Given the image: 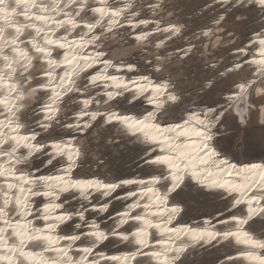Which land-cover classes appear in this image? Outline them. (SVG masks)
Wrapping results in <instances>:
<instances>
[{
    "label": "bare ground",
    "instance_id": "obj_1",
    "mask_svg": "<svg viewBox=\"0 0 264 264\" xmlns=\"http://www.w3.org/2000/svg\"><path fill=\"white\" fill-rule=\"evenodd\" d=\"M218 3L220 6L230 7L236 4V0H208ZM162 0H0V135L3 137V143L0 144V175L10 176L12 173L5 172V168L9 164H12L13 168L17 165L13 159H9L6 150L10 148L9 141L16 136H26L31 132H40L41 135L37 137L39 141L44 143L61 142L70 138L75 137L76 141L79 142L83 140V145H79L82 150V155L78 160L77 167L75 170L74 179H104L105 182H117L119 180L129 179L132 180L136 178L130 173L121 172L119 174H110L109 172L103 173L105 165H100L99 160H101L100 151L97 149V142L101 139L100 132L105 129H110L109 134H103L104 140H110L114 134H125L132 135L130 139H135L134 129H129L127 133L123 131L124 126L117 125V122H109L108 126H105L104 117H98L96 121L85 131L81 133L74 132L73 130L64 127L68 123L75 122V118H70L75 112L79 111L80 104L75 103L68 105L67 98L65 105H61L63 111L58 115L57 119L59 124L53 123V126L48 132H44L42 129L36 128V122L47 123L44 118V112L37 114L41 109H36L40 106L41 101L37 100L32 102L31 99L27 97V92L29 89L38 84L48 85L47 92H40L41 97H47L51 95L54 89L57 93H63L66 89L74 87L75 84L79 83L77 81L76 73L68 67L69 61L61 63V60L66 51L72 53L76 57H83L95 55L97 51H107L108 56L105 59L111 58L118 67H112L118 71H108L109 76L116 77H128L127 80H134L141 77H148L153 85L160 86V93L158 99L160 102H164L167 99V92L164 91L167 86L168 91H176L182 96V99L177 102H170L167 104L166 110L168 116L165 123H180L181 120L185 118L187 112L194 113V119L192 123L195 124L197 120L204 119L207 123L206 108L205 106L214 107L215 112L212 116V120L215 121L216 117L220 118L219 124H217L214 132L217 133L211 141V146L217 151L221 158L228 159L230 163H235L237 166L250 165V164H261L264 165V158L255 155H250L242 150L243 141L239 136L233 138V142L230 144L227 141V123L225 120V114L227 112L231 113L237 120V116L241 118H248L251 103L259 104L261 101L257 100L254 96L249 98L244 92V89L237 88V84H245L250 80H256L258 83L264 82V11L257 9V6H264V0H253L251 4L248 0H244L243 6H253L258 16L257 20L259 25L253 28L247 35L246 39L241 43L235 44L230 48V59L228 63L221 66L218 71L223 72L224 68L230 67L235 63H242L243 61H249L251 64H243V67L239 70H234L230 74L232 77L231 84L228 88L221 92L222 100H207L200 101L196 98L195 93L188 91L184 85L182 76V66L183 62L186 60L185 53H189L192 49L194 41L201 39L202 47L206 46L208 42L213 45L216 40L217 33H215V28L217 25L214 21L219 19L221 14L207 20L204 24L200 26H194L190 31H185V22L181 17L172 18L169 13L159 14L160 5ZM212 3V2H211ZM95 10V11H94ZM79 13V15H77ZM136 15H133V14ZM17 14H22L24 18H30L29 21H23L22 18L16 17ZM72 21L77 26L72 29V25L68 21ZM100 20L101 23L93 29H89L84 26V22H93ZM111 21V23H110ZM143 21L144 23H140ZM57 22H61L60 26L57 27ZM181 28L182 35H174L176 28ZM32 28V29H31ZM212 28L213 32L209 36L202 35L201 29ZM100 33H104L100 36L99 40H95ZM139 37V39L137 38ZM181 40V44H177V50H175L172 56L165 46L171 44L174 39ZM231 41V40H230ZM200 42V43H201ZM199 43V42H198ZM39 45V47H37ZM56 46L53 48L52 46ZM64 45V47H61ZM102 45V46H101ZM195 45V44H194ZM249 46V47H247ZM59 48H64V50L59 51ZM87 48L86 52H82ZM169 48V47H168ZM245 49V52L236 51V49ZM15 49V51H13ZM172 49V48H169ZM34 51H41L42 54L34 53ZM172 51V50H171ZM53 52V57L50 58L49 54ZM171 55V56H170ZM5 57L8 59L5 60ZM183 57V58H182ZM56 60V64L49 66L47 61ZM142 59V62L139 61ZM255 61V63H253ZM82 62V61H81ZM185 63V62H184ZM129 64L135 65L134 68L130 69ZM59 65H64L63 68L56 70ZM177 65V70H173L171 66ZM101 66H95L89 69L86 75H92L94 72L99 71ZM15 69V71H13ZM259 69V70H258ZM52 73L49 77L46 73ZM70 73V75H65V73ZM255 73V75H253ZM61 76H64V81L61 83ZM211 78H208L210 80ZM87 81L85 80L84 83ZM147 83V81H143ZM206 82L203 83L205 85ZM173 86H175L173 88ZM82 87V84H81ZM19 89V91H18ZM103 88H96L92 90L88 95L95 94L96 91H102ZM109 90H112V86L109 83ZM20 96L19 99L17 97ZM70 97L76 99L86 98L84 95L69 94ZM129 95L124 97V102H127ZM117 104V101L113 102V105ZM136 104L141 106V102L138 101ZM124 108V107H122ZM141 107H139L140 109ZM90 110H95V105L90 106ZM51 114V113H50ZM256 121L258 123L260 119V114L255 111ZM19 120L22 127L17 130L16 124L10 123V120ZM84 119H87L85 117ZM83 122L82 120L79 123ZM240 126V124L238 123ZM83 126V125H82ZM211 128L212 125L208 124ZM241 127V126H240ZM104 133V132H103ZM129 137V136H127ZM65 138V139H64ZM111 147L113 150L117 149L120 144ZM161 148V147H160ZM20 151H26L21 149ZM167 155V152H162ZM161 154V153H155ZM153 156V155H152ZM151 159V156H149ZM47 157H43L41 160L34 159V163L30 168L27 166H21L27 168V171L35 174L36 169H42L43 161ZM61 159L58 160V162ZM58 162H54L51 166L54 167ZM60 166H64L61 163ZM51 167V168H52ZM158 169L149 165L148 170L145 172L146 178L158 174ZM57 172L50 173L49 167L43 168L40 172L36 173L40 176L54 175ZM19 175V173H17ZM230 178V177H225ZM3 182V178L0 177V183ZM27 178L25 183H27ZM171 181H168L170 183ZM150 183L149 181L146 183ZM190 187L185 191H178V189L173 192L170 196L167 207L171 208L173 204H179L183 206V210L179 216H177L168 225L169 227L175 228L180 225H190V221L196 219V203L195 194L192 188H196L192 181L188 180ZM204 192V189L200 188ZM190 190V191H188ZM211 191V190H209ZM127 192H138V194L133 197L130 201L124 203H114L112 210L116 212H124L127 205H130L134 200L138 201L137 207L142 204L143 208L141 215L146 212V215L157 214L158 212H163L165 217L163 220H153L158 222H163L167 220L168 209L165 205L163 208H157L153 206L152 208H146L145 204L148 203V198L146 196L140 195V186H129L127 189L122 191L114 192L110 197H107L101 203H108L116 195L125 194ZM194 194L190 198V194ZM216 196L220 197V194L216 191H211ZM15 189H13V194ZM27 196V193L25 194ZM79 196L78 192L64 193L58 203L64 201V209L72 211L74 209H79L82 202L79 199H74L73 197ZM146 197L144 200L139 201L141 198ZM97 199L92 202L93 204H98ZM192 202V208L191 203ZM36 202V207H40L43 203L39 199H33V204ZM226 202L230 203L226 200ZM110 205V204H109ZM91 206V204H88ZM255 207V205H253ZM231 207V205H230ZM34 208V209H35ZM136 207L130 208L129 211L135 209ZM244 206H239L237 211L234 213L235 216L243 214ZM37 211V210H36ZM38 212V211H37ZM140 212V211H139ZM61 210L57 209L56 214H60ZM107 211L104 213L106 214ZM110 213V212H109ZM13 217L15 213H10ZM99 212L94 213L88 211L86 213V218L89 221L96 220L100 224L107 216L104 214L98 216ZM33 215L34 220V216ZM162 216V215H158ZM150 217V216H149ZM205 220L210 219L209 216L204 215ZM16 218V217H15ZM14 218V219H15ZM55 219L53 215L50 217ZM116 219L112 221H107L103 223L100 227L104 230L119 227L124 225L129 216L125 215L120 218V223H116ZM228 219L224 217L223 220ZM78 218H73L72 220L66 221L61 224L56 230L59 235H70L74 230V225L79 223ZM40 227H43L39 222L36 223ZM203 224L191 225L190 227L203 226ZM139 225L134 226L136 229ZM251 231L255 232L258 236L261 234L260 225L249 224ZM129 227L123 228L120 231H126L130 233ZM88 231L87 228L83 229ZM219 232H224L225 228L217 229ZM79 231V230H75ZM151 243L156 244V241L161 238L152 236ZM145 246L149 242V230L145 229ZM167 242V238H164ZM132 238L129 239L128 244L124 245L115 251L109 253H115L119 255L121 252H126L131 250L134 246L131 245ZM180 240L189 241L190 239H185L182 235ZM219 240V239H217ZM90 241L84 240L83 244L77 242L76 247H82L84 244H89ZM115 240H106L102 244H98L94 249V256L98 253H104L110 246L116 244ZM172 243L178 244L179 240L173 239ZM214 244H218L217 241H213ZM229 240L224 244H231ZM64 241L60 242V246H63ZM203 244L200 241L197 244L196 249L199 245ZM155 247V246H154ZM153 248V247H152ZM149 248L147 250H151ZM195 249V250H196ZM33 251H41L42 247L34 248L31 246ZM194 251L190 249V253ZM73 256L76 253H72ZM226 254L235 255V251H231L229 248ZM55 255V254H54ZM45 256V255H44ZM51 259L54 256H45ZM191 258V255H190ZM101 264H104L101 261ZM150 264H155L151 263ZM186 264H204L201 262H192L189 258Z\"/></svg>",
    "mask_w": 264,
    "mask_h": 264
},
{
    "label": "clouds",
    "instance_id": "obj_2",
    "mask_svg": "<svg viewBox=\"0 0 264 264\" xmlns=\"http://www.w3.org/2000/svg\"><path fill=\"white\" fill-rule=\"evenodd\" d=\"M227 3L228 0H225ZM244 0H236L237 5H243ZM253 0H248V3L251 4ZM95 11V10H94ZM79 15V13H77ZM133 15H136L135 13ZM225 19L224 15H221L219 19L214 21L215 25H220L221 21ZM247 17L240 14L235 17L237 23H243L246 21ZM61 22H57V27L60 26ZM74 29L77 25L71 20L68 21ZM101 21L96 20L93 22H84V26L93 29L100 25ZM111 23V21H110ZM140 23H144L141 21ZM202 35L209 36L212 34V28H204L200 30ZM216 32H226V29L223 27H216ZM181 28L177 27L174 35H182ZM104 33H100L95 40H99L100 36H103ZM228 36L233 37V41L236 39L235 35L232 32H227ZM139 39V37H137ZM223 39L222 36L217 35L216 40L213 43L215 47ZM102 46V45H101ZM64 47V45H61ZM193 48L195 45L192 46ZM15 51V49L13 50ZM236 51L245 52V49H236ZM185 57H190L191 53H185ZM108 56L107 51H97L95 55L76 57L72 53L66 51L61 60V63L71 61L68 63V67L76 73L77 81L79 83L75 84L74 87L66 89L63 93H57L54 89L52 90L51 95L45 97L40 96V92H47L48 85L38 84L29 89L27 92V97L31 99L32 102L37 100L41 101L40 109L44 112V118L47 120V123L37 122L41 129L44 132H48L49 129L53 126V123L59 124L57 119L58 115L63 111L61 105H65L66 98L67 104L79 103V111L74 113L75 122L68 123L64 127L73 130L74 132H85L98 117H104V123L113 122L115 120L117 125L124 126L123 131L128 132L129 129H134L135 139H129V146L139 145L145 149L143 155L140 159L143 161L144 165H151L158 169V174L153 175L148 178L150 184H152L157 198L163 197V204L167 207L170 196L177 189H180L182 185L185 184V181L190 180L195 183L197 188H202L205 191H216L220 194V198L230 202L231 208L236 209L239 206L243 205L244 210L243 214L239 216H234L232 219L242 217V221L239 222L238 227L233 225L231 229H225L221 234L218 232H212L209 230L206 235H201L199 240H189L185 241L178 249L172 247L168 248L169 252L175 251V256L169 260V264H186L188 258H190V249L195 250L197 244L200 241H203V244L200 245L201 248L205 246L215 247L213 241L217 243H226L229 241V237H232L230 241L234 246H238L243 243L245 245L251 246L255 250V256L259 259L260 264H264V258L259 256L261 250H264V235L258 236L255 232L251 231L249 224L251 221L259 220L264 223V169L260 168L261 164H246L243 166H237L235 163H231L232 166L239 168V172H232L231 168L227 171L225 168H220L219 171L215 173L216 182L213 183L210 180V173L207 171L210 166V161L208 159H201L202 148L201 145L211 144L213 137L217 135L214 132L217 124H219L220 118L216 117V120H212V116L215 112L214 107L205 106L207 123L204 119H199L195 124L192 123V117L195 115L192 112H187L185 118L181 120L180 123H165V120L168 116L166 110V105L170 102H177L182 99V96L176 91H168L167 86L164 91L167 92V99L164 102H160L158 95L160 93V86L153 85L152 81L148 77H141L134 80H127L124 77L109 76L108 69L110 67H118L115 62L109 58L105 59L104 57ZM183 58V57H182ZM8 58L5 57V60ZM82 61V62H81ZM49 66L56 64L55 60L47 61ZM248 63V61H243L242 63H235L230 67L224 68L223 72H220V75L226 76L234 70H239L243 67V64ZM255 63V61H253ZM102 65L99 71L94 72L92 75H86L89 69L94 68L96 65ZM130 69L134 68L135 65L129 64ZM264 67V65H262ZM259 70V69H258ZM15 71V69H13ZM49 77L52 76V73H46ZM65 75H70V73H65ZM255 75V73L253 74ZM87 81L84 83V81ZM64 81V76H61V83ZM143 81H147L144 83ZM109 83L112 86V90H109ZM215 81L207 80L206 89L211 90ZM82 84V87H81ZM98 84H103L104 87L102 91H96L93 95H88L92 90L96 89ZM175 86H173L174 88ZM237 88L244 89V92L249 98L255 97L257 100L261 101L259 104L251 103L250 99V108L252 111H258L260 114V119L258 121L259 125H264V82L258 83L256 80H250L247 85L241 83L236 85ZM80 93L86 98L79 100L72 98L69 94ZM125 94L129 95L128 103H132L137 99L143 97V100L147 105H151V110L147 111L143 116L137 117L133 115H121L116 116L118 112L113 110V102L117 98H123ZM20 96L17 97L19 99ZM2 102V101H0ZM95 105V110H90V106ZM51 113V114H49ZM88 117V119H84ZM251 115L248 118H241L237 116L238 123L243 128L245 127L249 120H251ZM83 121V126L79 124V121ZM3 122H0L2 124ZM10 123L16 124L17 130H19L22 125L19 123V120L12 121ZM208 124H211L212 127L209 128ZM40 132H31L26 136H16L13 137L10 141V148L6 150L9 159H13L16 165L27 166L28 168L34 163V159H40L41 157H47L43 161V166L52 165L54 161L57 160V157H61L59 152L56 155H51L50 151H44L48 147L44 142L37 139L40 136ZM2 136V135H0ZM3 143V139H0V144ZM79 143L83 145L84 141L80 140ZM157 146L161 147V151H166L167 155L157 154L152 156L153 152H156ZM25 149L26 151H20ZM214 150V151H213ZM213 153V158H218L220 161L227 164L228 159L221 158L217 151L211 146L209 149ZM183 153V154H182ZM82 155V154H81ZM80 155V157H81ZM207 153H204V156L207 157ZM145 156H151V159H146ZM79 157V158H80ZM62 158V157H61ZM59 163L65 166V160L62 158ZM77 167V166H76ZM257 169L258 171H251L252 168ZM24 171H27V168L21 167ZM249 169L250 171H244ZM39 171V169H36ZM226 178V182L224 179ZM53 180L51 176H41L38 178L37 182L33 183V187L37 189L34 192V195L41 194V189L46 197L51 195L56 199H59L60 196L64 193H73L78 192L80 197L85 196V191L89 188L94 189V193L99 194V199L102 200L105 197H110L112 193L120 187L121 181L116 183L93 185L90 181H75L70 178L65 179L63 177H56L52 183L49 181ZM168 181H171L168 183ZM73 198H76L75 196ZM116 199H120L116 197ZM111 200L108 203H99L100 213H105L108 208ZM255 205V207L253 206ZM97 205H93L96 207ZM58 205L45 204L42 206L44 213H49L54 210ZM168 208V207H167ZM169 210H174L173 215L167 213V220L163 222L151 221L148 223L149 227L155 226L157 229V234L162 236L164 235L163 230L160 229V225H163L164 228H167L168 224L173 221L183 210V206L179 204H173ZM40 211V209H38ZM76 214H79L81 219H83V213H72L68 212L67 214H62L61 216L55 217L56 220L63 223L64 221L72 219ZM40 219V217H36ZM43 219L48 221L50 219L49 215H44ZM208 221V220H207ZM16 231L14 235H18L22 243L31 242L33 247H42L41 251H35V253L29 251L23 253L29 259H39L40 256L44 255V252L47 251L48 245L54 242L55 237L51 235L44 234L45 229H50L55 231L58 224L46 223L44 229L36 228L33 230V234L29 235L27 226H25V231L21 232L19 226H14ZM79 227V224L75 225ZM215 227V225H212ZM137 233H143L145 235V230L137 229ZM150 235V234H149ZM221 238L217 240V236ZM103 237L104 240L107 239L104 236V233L100 232L96 234V240L89 238L90 243L96 244L97 241L103 242L101 240ZM63 239V237H61ZM130 239L129 236L124 238L125 242H128ZM134 244L137 243V240L133 239ZM161 241L157 240L156 243ZM252 255V253H249ZM143 264H150V260L145 259ZM217 264H223V260H218Z\"/></svg>",
    "mask_w": 264,
    "mask_h": 264
},
{
    "label": "snow or ice",
    "instance_id": "obj_3",
    "mask_svg": "<svg viewBox=\"0 0 264 264\" xmlns=\"http://www.w3.org/2000/svg\"><path fill=\"white\" fill-rule=\"evenodd\" d=\"M39 47V45H37ZM19 91V89H18ZM50 114V113H49ZM118 117V114H115ZM195 117L193 116L192 119ZM88 119V117H87ZM115 121V120H113ZM116 122V121H115ZM0 139H3L2 136H0ZM80 143L76 141V138H70L61 142H53L50 145H48L47 148L44 149V151H50L51 155H56L58 152L60 156L65 160V166L58 170V172L54 175H45L51 176L53 180L49 181V183H52L56 177H63L65 179L70 178L75 181H90L93 185H101V184H109V183H116V182H105L99 179H74L72 176L73 170L76 168L78 160L80 155L82 154L81 147L79 146ZM202 152H201V159H208L210 161V166L208 167L207 171L211 174L210 180L211 182H216V176L215 173L219 171L220 168H225L227 171L229 168H231L232 172H239L240 169L236 168L231 165L230 162L225 164L224 162L220 161L218 158H213V153L209 151L211 148V144H207L206 146L204 144L201 145ZM214 151V150H213ZM204 153H207V157L204 156ZM183 154V153H182ZM157 154L153 153V156ZM160 155H164L161 153ZM261 169H264V165H260ZM251 171H258L254 167L250 169ZM249 169H246L244 171H250ZM5 172H10L12 175H0V177L3 178V182L0 183V264H101V261L104 262V264H143V261L145 259H148L150 261H154L155 264H169V260L172 259L176 252H169L168 248L172 247L174 249H178L183 243V240H180L181 236L183 235L185 239H191V240H199L201 239V235H206L209 230L212 232H218V230L214 227H212V224L210 221L205 220L203 226H197L195 228L190 227L188 225H180L178 227L172 228L167 226V228H164L163 225H160V229L163 230L164 235L161 236L159 241L160 243H156L155 247H153L151 250L149 249V246H145V240L143 233H137V229H156L155 226L149 227L148 223L153 221L152 218H150L148 215H130V208L137 207L138 201L134 200V202L130 205H127L124 212H118L117 213V219L116 223L119 224L120 218L125 215H130L134 219L133 221L138 223V227L132 231V232H126V231H118L120 227L111 228L108 230H104L100 227L99 223H97L96 220L89 221L86 218V213L89 211V208L87 207L88 204H91V211L94 213L99 212V203L93 204L92 203V194L94 193V189L89 188L85 191V197H81L84 201L79 207V209H74L72 211H68L64 209V201L62 203H58L57 201L60 200L56 199L54 196H45L43 193V189H41V194L34 195L33 193L37 191L33 187V183L38 181V178L41 177L40 175L33 174L30 171H24L19 165H17L16 168L12 167V164H9L7 168L4 170ZM19 173V175H17ZM27 178V183H25V179ZM224 179L226 182V178ZM125 185H139L140 186V195L146 196L148 198V203L145 204L146 208H152L153 206L157 208H163V197L157 198L155 194V190L152 186V184L148 183L145 184L142 181H136L132 179H125L121 180V184L119 188L124 187ZM13 189H15V193L13 194ZM27 193V196L25 195ZM44 197L46 198L45 204H51V205H58L59 207H55L54 210L50 211L49 213H44L43 208H33V198L34 197ZM136 193L134 192H127L125 197H135ZM42 205V206H43ZM93 205H97L96 207H93ZM37 209H40V211H36ZM60 209L61 213L56 214V210ZM165 211L169 215L174 214V210L165 209ZM15 213V219L10 213ZM36 213L34 216V219L37 221L42 220L43 224L45 226L46 223L51 224H58L59 226L61 224H64L66 221L61 223L60 221L56 219H49L48 221H45L43 219L44 215H49L52 217L53 215L55 217L61 216L62 214H67L68 212L72 213H83V219H81L79 214H76L74 217L78 218L80 221L79 223H76L75 225L79 224V227H75L72 234L70 235H59L57 233V227L55 231L50 229H45L44 234L51 235L55 237L54 242L48 245L47 251L53 252L55 255L51 259L46 258L44 255L40 256L39 259H29L23 253L26 252H33L35 251L31 250V242L22 243L21 239L18 235H14L16 229L14 226H19L21 232L25 231V226H27V231L29 235L33 234V230L36 228L44 229L43 227H38L33 222V213ZM158 215H163V212H158ZM234 214H230L231 219L228 221H224V223H231L233 225H236L238 227L239 222L242 221V217L232 219L234 217ZM36 217H40V219H36ZM73 219V218H72ZM70 219V220H72ZM69 221V220H67ZM170 224V223H169ZM168 224V225H169ZM87 228L88 231H84L83 229ZM75 230H79L78 232ZM157 230V229H156ZM104 233V236L107 237L106 240H109V237H115L119 239L120 241H124V238L126 236H129L132 239L137 240V243L135 246L126 252H121L119 255H113L108 256L105 253H98L97 255H93L94 249L97 247L98 244H102L104 241L103 237H101V240L103 242L97 241L96 244L89 243L84 244L82 247H76L77 242H81L83 244L84 240H88L91 237L92 240H96V234L97 233ZM221 234L223 232H220ZM63 237V239H61ZM167 238V242L164 238ZM221 237L218 235L217 239H220ZM173 239L179 240L180 243L173 244ZM233 239L232 237H229V240ZM64 241L63 246H60V242ZM202 241V240H201ZM75 249L76 255L73 256V250ZM236 254H226L223 259V264H260L259 259L255 256V250L249 246L245 245L243 243L239 244L235 249ZM249 253H252V255H249ZM259 256L261 258H264V250H261L259 253ZM91 257V258H90ZM174 264V262H173Z\"/></svg>",
    "mask_w": 264,
    "mask_h": 264
},
{
    "label": "rangeland",
    "instance_id": "obj_4",
    "mask_svg": "<svg viewBox=\"0 0 264 264\" xmlns=\"http://www.w3.org/2000/svg\"><path fill=\"white\" fill-rule=\"evenodd\" d=\"M160 6L159 14L169 13V16L172 18H177V16L181 17L186 24L185 31L187 32L194 26H200L218 14L225 16L221 24L216 27H223L226 29V32L215 31V33H217L215 35L222 36L223 39L215 47H213L210 42L202 47L203 45L200 38L194 41L193 45L195 44V47H192L190 57L186 58L184 61L185 63L183 62V77H181L187 90L195 93L196 98L200 101L222 100L221 92L230 86L232 77L230 74L226 76L220 75L218 69L228 63L231 56L230 48L245 40L248 33L259 25L255 9L253 6L243 5L225 7L220 6L214 1H210L209 4L208 0H162ZM240 14L247 17L246 21L243 23H237L235 20V17ZM227 32H232L235 35L236 39L234 42H232L233 37L228 36ZM170 43L171 44H168V46H165V49H168V52L174 55L173 52L177 50V44H181L182 41L176 38ZM139 61L142 62V59L139 58ZM171 68L177 70V65L171 66ZM208 78L214 80L215 83L212 89L207 91L206 84L203 85V83L206 82ZM249 115H251L252 119L242 128L238 125V122L231 113L227 112L225 114L228 128L226 136L227 141L231 144L233 138L239 136L243 141L242 150L244 152L264 158V125H259L257 123L255 111L250 110ZM103 132L105 135L109 134L110 129H106V132L103 130ZM103 132L101 131L100 134L103 135ZM96 146L100 151V165L106 166L103 173L109 172L110 174H119L124 172L127 167L124 165L125 157L122 151L115 149L114 151L111 146H100V142H97ZM193 195L194 194L191 192L190 198H192ZM206 201H208V199L203 196L195 197L197 206L199 203L205 204ZM190 203L191 209L193 206L191 201ZM208 256L209 254L204 251L200 253H194L192 251L189 260L192 262H201V258Z\"/></svg>",
    "mask_w": 264,
    "mask_h": 264
},
{
    "label": "water",
    "instance_id": "obj_5",
    "mask_svg": "<svg viewBox=\"0 0 264 264\" xmlns=\"http://www.w3.org/2000/svg\"><path fill=\"white\" fill-rule=\"evenodd\" d=\"M250 6V5H248ZM257 9H261L264 11V6L260 7V6H257L256 7ZM16 17H19V18H22L23 21H29L30 18H24L22 16V14H17ZM32 29V28H31ZM48 46H52L53 48H55L56 46L54 45H48ZM249 47V46H247ZM59 51H62L64 50V48H59L58 49ZM87 51V48H85L84 50H82V52H86ZM34 53H38L39 55L42 54V52L40 51H34ZM50 58L53 57V52H51L49 54ZM53 60H55L53 58ZM56 61V60H55ZM245 64H251L249 61L248 63H245ZM97 66H101V65H97ZM64 65H59L57 67L56 70H59L61 68H63ZM108 71H118V72H121L123 70H115L114 68L110 67L108 69ZM126 79L128 78L127 76L125 77ZM104 85L103 84H98L96 88H103ZM49 90V89H48ZM73 94H77V95H81L80 93H73ZM128 95V94H125V96ZM124 96V97H125ZM124 97L123 98H117V104L113 105V110L118 112V116H121V115H133V116H137V117H140V116H143L144 114H146L147 111L151 110L152 106L151 105H147L145 103V101L143 100V97L137 99L136 101L132 102V103H128L127 102H124ZM81 100V99H79ZM138 101L141 102V106L139 104H136ZM124 107V108H122ZM139 107H141L139 109ZM36 109H40V106H37ZM43 111L39 110L37 112V114H40L42 113ZM103 117V116H101ZM70 118H75L74 115H72ZM116 123V122H115ZM36 128H39L41 129L40 125L36 122ZM81 126L83 125V122L79 123ZM109 123H106L105 126H108ZM106 132V129L104 130ZM77 133H81V132H77ZM104 134V133H103ZM129 136V137H127ZM132 135H125V134H114L112 135L111 139L110 140H104L103 139V135L101 136V139L99 140L100 142V146H115L116 145H120L122 144V146H117L118 148L116 150H120L123 152V155H124V165H126V169L124 170L125 173H130V175H133V177H135L136 181H142L143 183H147L149 180L148 178L144 177L145 176V172L148 170V166L149 165H144L143 164V161L140 159V157L143 155V152L145 151L144 148H142L141 146L139 145H133V146H129L128 144V140L130 139ZM65 139V138H64ZM46 145H50V143H45ZM113 150V148H112ZM115 151V150H114ZM162 152H165V151H161V148L160 146H157V150L156 152H153V153H162ZM152 153V155H153ZM46 157V156H45ZM43 157H41L40 159H37V160H41ZM146 159H150L149 156H145ZM59 159H62L61 157H57V160L54 161V162H58ZM53 162V163H54ZM60 163L58 162V164H56L54 167H52L51 165H48L46 167H49V172L50 173H54V172H58V170H61L64 166H60L59 165ZM52 167V168H51ZM45 168V167H43ZM42 169H39L38 172H40ZM36 172V173H38ZM35 173V174H36ZM72 176L74 177L75 176V170H73L72 172ZM129 179H132L131 177ZM99 180H102L104 181V179H99ZM121 181V180H119ZM118 182V181H117ZM192 184H195L194 182H192ZM129 186H138V185H125L124 187L122 188H118L116 190V192L118 191H122L124 189H127ZM190 187V184L188 183V180L185 181V184L181 186L180 189H178V191H185L187 188ZM194 190V194H195V197H200V196H203L205 198L208 199V201H206L205 204H198L197 206V209H196V216L197 218L196 219H193L190 221V225H196V224H203L205 222V217L204 215L206 216H209L210 219H208V221L211 222L212 225H215L214 228L216 229H220V228H225V229H231L233 227V224L231 223H224V221H228L231 219L230 217V214H234L238 208L236 209H233L230 207V203L226 202V200H223L221 199L220 197L216 196L214 193H212L211 191H201L200 188H192ZM138 194V192H136V195ZM126 193L125 194H120V195H116L115 197H113L111 199V203L109 205V208L107 210V213L104 214V213H100L98 214V216H101L104 214V216L106 215L107 217L104 218L103 221L100 222V226L107 222V221H112L114 220L115 218H117V213L114 209L112 210V207L114 205V203H124V202H128L130 201L133 197H125ZM93 198H92V202L95 200V197H99V194L98 193H93L92 194ZM116 197H119L120 199H116ZM107 197L103 198L102 200L100 199H97V203H101L103 200H105ZM146 197H143L141 198L139 201H142L144 200ZM33 199H39L41 200L42 202L46 201V198L44 197H34ZM74 199H79L80 202L84 203L83 199L80 197V196H76V198ZM243 206V205H241ZM36 207V202H34L33 204V208ZM42 206L40 207H37V208H41ZM89 210L91 211V206H88ZM143 208V205L140 204L138 207H136L135 209H132L130 212V215H136L137 213H140L141 214V210ZM38 211V209H37ZM140 211V212H139ZM110 212V213H109ZM121 212V211H120ZM36 214L35 212L33 213V215ZM129 216V219L128 221L124 224V225H121L119 226L120 228L118 229V231H120L121 229L123 228H126V227H129L128 229L130 230V232L134 231V226H137L138 223L133 221V217L132 216ZM143 215H146V212L143 214ZM150 218H152L153 220H163V218L165 217V214H163L162 216H158V214H151L149 215ZM224 217H228V219H225L223 220ZM15 218V216L13 217ZM73 218H76V217H73ZM33 222L36 224V223H40L41 225H43V221L40 220V221H37V220H33ZM250 224H252L253 226L254 225H260L262 226L261 229H260V234L261 235H264V223H262L261 221L259 220H254V221H251ZM36 226L40 227L39 225L36 224ZM149 244L147 246H149V248H152L154 247L156 244H152L151 243V240H152V236H155V237H159L160 235L157 234V231L156 229H149ZM109 240H115L117 243L110 246V248H108L104 253L108 256H113V255H116L114 252L113 253H109V252H112V251H115L116 249L124 246V245H127L128 242H125V241H120L119 239L115 238V237H109ZM214 244V243H213ZM132 246H135L134 243H131ZM216 245L215 247H211V246H205L204 248H201L200 245L198 247V249L194 250L193 252H207L209 254L208 257H203L201 258V261L202 263L204 264H217V261L218 260H223L224 259V256L226 255V252L228 251V249L230 248L231 251H235L236 247L237 246H234L232 243L231 244H224V243H218V244H214ZM32 246V245H31ZM30 246V247H31ZM146 246V247H147ZM40 247H43V246H40ZM36 248V247H34ZM73 253H76L75 252V249L73 250ZM94 251H93V255H94ZM44 255L45 256H54V253L51 252V251H46L44 252ZM47 258H50V257H47ZM91 258V257H90ZM151 263H154V261H150Z\"/></svg>",
    "mask_w": 264,
    "mask_h": 264
}]
</instances>
